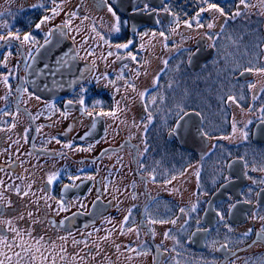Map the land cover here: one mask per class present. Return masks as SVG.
I'll return each mask as SVG.
<instances>
[{"label":"flooded vegetation","instance_id":"flooded-vegetation-1","mask_svg":"<svg viewBox=\"0 0 264 264\" xmlns=\"http://www.w3.org/2000/svg\"><path fill=\"white\" fill-rule=\"evenodd\" d=\"M16 1L18 12L0 21V33L18 32L21 38L31 33L37 43L22 46L12 40L0 46V62L12 53L6 67L0 64V191L11 186L5 199L21 209L16 185L23 191L31 184L37 197H52L51 208L42 199L43 207L36 212L45 223L31 224L25 218L20 225L50 235H77L84 242L99 226L107 264H264V171L259 170L264 168V143L253 138L256 127L264 124V112L252 116L254 100L264 98V74L240 75L246 67L264 68V0H246L249 6H241L242 14L235 19L230 17L239 0H212L227 16L202 12L198 21L203 27L192 19L207 6L201 0H110L121 20L119 33L111 31L113 18L100 0H57L63 10L55 16L52 0ZM37 4L44 7L34 8ZM137 4L140 9L147 4L159 15H132ZM165 6L173 15L163 11ZM72 12L76 16L63 27ZM44 16L50 17L48 23L36 29ZM185 21L192 27H185ZM208 23L215 26L208 29ZM50 30L48 40L53 32L57 40L59 35L87 73L75 86L43 96L31 89L27 78L30 69L48 67L32 66L31 61ZM128 40L133 41L129 49L115 48ZM192 53L196 55L190 60ZM249 83L256 87L249 90ZM230 94L239 106L227 102ZM81 97L84 109L78 103ZM69 100L76 102L66 107ZM233 123L248 133L246 140L239 138V131L233 136ZM68 143L72 148L64 146ZM52 174L57 179L49 185ZM60 199L67 210L57 215ZM230 204L237 205L231 213ZM31 207L35 211L37 205ZM129 210L130 220L122 229ZM217 210L224 222L216 217ZM149 218L177 223L150 225ZM112 239L116 249L109 246Z\"/></svg>","mask_w":264,"mask_h":264},{"label":"snow or ice","instance_id":"snow-or-ice-1","mask_svg":"<svg viewBox=\"0 0 264 264\" xmlns=\"http://www.w3.org/2000/svg\"><path fill=\"white\" fill-rule=\"evenodd\" d=\"M101 4L107 9L108 13L112 16L113 18V23L111 25V31L113 33H119L121 31V20L120 17L117 15V12L114 10L115 5L113 3L110 2V0H100ZM202 4H206V7H201L200 10L196 13V15L192 18L193 20L197 21V27H203L202 24L199 23L198 18L200 17L202 12H214V13H219V15L221 17H226L227 13L225 12V10L219 6L218 4L212 2V0H201ZM52 3L55 5L54 8H52L50 11L52 12V15L55 16L57 14H59L60 11H62V7L61 4L57 3V0H52ZM248 7L249 5L247 4L246 0H239V4L236 6L237 7V11H235L234 13H232V16L230 18L235 19L236 17L240 16L242 13L239 10L240 7ZM34 8H43L44 5L43 4H37V5H33ZM163 11L165 13H168L169 15H173L171 9L167 6H165L163 8ZM144 13V14H148V15H154V16H158L159 15V11L156 9H150L149 6L147 4H144L143 9L139 8V5L137 4L135 7H133V9L131 10V14L132 15H136L138 13ZM76 16L75 12L69 13L68 14V19L65 20L63 27H68L70 24V21L72 18H74ZM50 17L48 16H44L43 18H41L40 22L37 23L35 25L36 29H41L43 25H45L46 23H48ZM85 19H87V17H85ZM155 23H160L159 19L155 20ZM124 26H127V21L124 22ZM184 26L187 28H191L192 24L189 23L188 21L184 22ZM214 23H208L207 24V28L208 29H212L214 27ZM133 28L135 29V25H133ZM93 31H95V28L92 29ZM173 31H175V29H173ZM51 34V30L48 34L45 35V43H49L50 41L48 40V36ZM153 35H155V33H153ZM160 36L164 37L165 34L164 32L160 33ZM167 38V37H165ZM209 39H212V36L208 37ZM101 40L104 39L103 36L100 37ZM12 40H16L18 41L22 46L24 45H32L35 46L36 45V41L34 40L33 36L31 33H25L23 35V37L21 38L20 34L17 33H13L11 31H9L7 33V35H4L2 33H0V41L4 42V45H0V46H6L8 43H10ZM107 42V41H106ZM133 41L132 40H128L126 43H117L115 44V48L120 51V50H124V49H129L130 45H132ZM40 47H44V45H41ZM11 52L9 51L5 56H4V61L0 62V64H2L3 66H7V61L9 59V57L11 56ZM89 54L91 55L92 53L89 52ZM108 55H113V53L109 52ZM128 55L131 57V59L133 61L136 60V57L134 55L131 54V52L128 53ZM196 53H192L189 57V59L191 60L193 56H195ZM28 56L31 57V51L29 50L28 52ZM105 59L107 57H104ZM119 58V57H118ZM167 62L165 61V64ZM126 66V65H125ZM250 72H257L260 74H264V68H255V67H246L244 68L243 71H241L240 75L244 76L246 73H250ZM121 76H118L117 79H121ZM104 79L107 80L108 77L104 76ZM3 81L4 83L7 85L8 83V77L4 76L3 77ZM110 83H115V81H110ZM153 84H155V80L153 81ZM128 87H131L133 91H135V86L134 85H128ZM247 87L249 88V90H252L256 87L255 84L249 83L247 85ZM25 92L27 91V89L24 90ZM85 91V89L81 88V92L83 93ZM141 99L144 98V93L141 92L139 93ZM243 97H239V99H242ZM0 99H4V97H0ZM38 99V97H37ZM237 100L238 98L236 96L233 95H228L227 96V102L232 103V104H237ZM76 101L73 100H69L67 101L66 107L69 105H72L73 103H75ZM78 103L80 104L81 108L84 109V104L85 101L84 99L81 97L78 101ZM97 104H99V101L96 102ZM119 101H117V105H119ZM48 108H52L54 109V106L49 104L47 105ZM145 111L148 113L147 115V122L148 124H151L152 122V113L151 111L148 110V108H145ZM8 113H5V115H7ZM63 116L67 115V112L61 113ZM115 115V113H102V115ZM185 115H187V113H185ZM196 115H199V113H196ZM181 119H183V117H181ZM147 127V125H145V128ZM247 127V125H245V128ZM2 130V129H0ZM27 131V130H26ZM37 131H39V129H37ZM175 130H173L174 132ZM237 131H239V138L241 140H246L248 133L244 130V129H239L237 130L236 128V124L233 123V136L235 137V134L237 133ZM87 135V134H86ZM202 135H207L206 133H202ZM83 139V137L81 138ZM57 143H59V141H57ZM65 147L68 148H72V144L68 143L64 145ZM215 147V146H213ZM87 150V149H85ZM62 155V154H61ZM241 161L244 160L243 157L240 158ZM234 163V162H233ZM226 167H232V164H226ZM245 168H247V164L245 163ZM256 170V169H253ZM260 171H264V168H260ZM0 171H3V169H0ZM197 177H199V171H197L196 173ZM57 179V175L56 174H52L49 175L47 178V184L51 185L55 180ZM70 180H75V179H79V177H71L69 176ZM89 179H91V177H89ZM173 179H175V177H173ZM224 181H226L227 183H232V180L229 176H224L223 177ZM154 180V177H153ZM170 182V181H169ZM264 182V181H262ZM253 183H256V181H253ZM3 184V181H0V185ZM226 184H222L221 187H226ZM31 184H27L25 186V189L22 191L19 185H16L14 188L15 191V195L19 196L21 201L23 202V208H13V204L14 202L10 199H5V193L8 192L11 188V186L4 188L3 191H0V245H2L5 248H8L10 251L14 252V255L16 257H18L19 259L16 261V264H23V261L25 259H28L32 262V264H35V253L36 252H40L41 248L43 247L42 244V240L43 238H40L39 240L35 241V247H33L32 245H27L24 242V237L28 236L31 237V230L30 229H24L21 230L17 225L18 222L21 220H25V218H27L31 224H43L46 221L44 220V218L42 217H38L36 215V212L39 211V209L43 206H47L48 208H51L52 206L50 204H48V200L52 199L51 196H46V197H37L35 192L31 191ZM70 187V185H65V188ZM259 195V194H258ZM36 197L35 199H27L29 197ZM44 200V205H40V200ZM229 199H231V197H229ZM245 204L250 203L251 201L248 199H244L242 201ZM75 203V202H74ZM32 204H36L37 208L34 211L31 207ZM81 207H84V205L81 203ZM195 205L192 206V211H195ZM237 205L236 204H230L228 211L229 213H231L234 209H236ZM9 208H13L12 212H6L7 209ZM67 210V207L63 201V199L57 200L56 201V209L54 210L56 212L57 215H59L60 212H64ZM180 212L184 215H187L185 209L181 208ZM75 215V214H74ZM216 217L219 218L220 222H224V214L222 213V211L217 210L215 212ZM131 217V210H129V215L125 216L124 221L122 222V229L124 227V225H126L128 223V221L130 220ZM67 219V217L65 218ZM261 220H264V217H260ZM61 224L64 223V221L60 222ZM148 223L151 224H156V223H172V224H176L177 221L175 219L173 220H169V221H165V220H156L153 218H149ZM185 223H187V221H185ZM197 224H200V220L197 219L196 221ZM225 227H227V224H225ZM10 232L13 234V236L16 238V240L13 241V243H9V239L11 237L7 236V235H3V232ZM128 231H133V229L129 228ZM199 231V229H198ZM206 231V230H205ZM228 231H232V229L229 227ZM247 234V233H245ZM195 235V233L193 234ZM164 237L165 238H169L170 237V233L165 232L164 233ZM60 240H65L66 237H60ZM19 241V242H17ZM74 243H83V241H73ZM55 246V245H53ZM87 246V245H85ZM222 247L227 248L228 245H223ZM15 248H21L22 251H14ZM5 255V259L9 262V264H11V257H8L6 254ZM87 255V254H86ZM41 260L43 261L44 259H46V257L43 256V254L41 253ZM81 259L83 260L84 257H81ZM0 264H5V260H0Z\"/></svg>","mask_w":264,"mask_h":264},{"label":"rangeland","instance_id":"rangeland-1","mask_svg":"<svg viewBox=\"0 0 264 264\" xmlns=\"http://www.w3.org/2000/svg\"><path fill=\"white\" fill-rule=\"evenodd\" d=\"M254 1V0H248ZM13 3L16 5L13 9L8 5V3ZM18 5L16 0H0V21L4 18H7L9 21L10 15L13 12H18ZM12 9V10H11ZM17 17V16H16ZM15 17V18H16ZM14 18V19H15ZM13 21V19H11ZM240 52L237 51L235 53L238 54ZM254 112L253 118H259L261 113L264 112V98H260L259 100H254ZM223 109V108H221ZM21 230L27 229L25 225H20L18 222L17 225ZM101 227H93L91 233L90 240L83 243H74L73 241H81L77 238V235H50L47 232H43L41 230L38 231H31V237L25 236L24 242L27 245H32L35 247V241L43 238L42 244L43 247L41 248L40 252L35 253V264H107L106 260V240L104 239L103 233L101 231ZM49 237H45L46 235ZM7 236L11 237L9 239V243H13L16 238L13 236L12 233L7 232ZM60 237H66L65 240H60ZM115 239L110 240L111 247H114ZM19 242V241H17ZM55 245V246H53ZM87 245V246H85ZM116 249V247H114ZM14 251H22L21 248H15ZM41 253L43 254L46 259L43 261L41 260ZM6 254L8 257H11V264H16V261L19 259L14 255L13 251H10L8 248L3 247L0 245V260H5V264H9V262L5 259ZM87 254V255H86ZM81 257H84L82 260ZM258 259H261L259 256ZM264 257L262 258V260ZM261 260V261H262ZM260 261V260H257ZM262 263V262H261ZM32 264V262H31Z\"/></svg>","mask_w":264,"mask_h":264},{"label":"water","instance_id":"water-1","mask_svg":"<svg viewBox=\"0 0 264 264\" xmlns=\"http://www.w3.org/2000/svg\"><path fill=\"white\" fill-rule=\"evenodd\" d=\"M54 33H52L49 43L44 44V47H39L31 61L32 66L45 63L48 67L28 71L30 76L27 79L31 89L43 96L55 95L61 88L75 86L82 81L87 73L85 68L79 66L75 50L66 49L68 47H65V43L61 41L62 38L57 35V40L56 36H53ZM43 58H46L45 62H43ZM75 59L77 63H75ZM45 81L47 83H44ZM253 138L259 144L264 143V124L256 127Z\"/></svg>","mask_w":264,"mask_h":264},{"label":"trees","instance_id":"trees-1","mask_svg":"<svg viewBox=\"0 0 264 264\" xmlns=\"http://www.w3.org/2000/svg\"><path fill=\"white\" fill-rule=\"evenodd\" d=\"M23 264H31V261L28 260V259H25V260L23 261Z\"/></svg>","mask_w":264,"mask_h":264}]
</instances>
